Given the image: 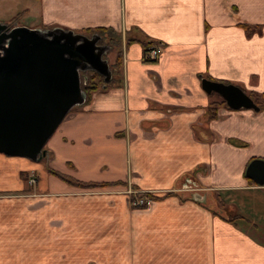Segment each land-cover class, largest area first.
I'll list each match as a JSON object with an SVG mask.
<instances>
[{
	"label": "crops",
	"instance_id": "0c3cea01",
	"mask_svg": "<svg viewBox=\"0 0 264 264\" xmlns=\"http://www.w3.org/2000/svg\"><path fill=\"white\" fill-rule=\"evenodd\" d=\"M27 5L16 16L22 21L9 26L112 28L123 46L122 73L74 106L45 145L47 168L105 186L48 174L43 190L28 192L21 172L43 165L0 153V264H264L263 177L246 175L251 163L264 173V107L231 109L201 84H234L253 101L264 93V0ZM244 26L260 28L248 33ZM146 41L161 46L153 61L143 59ZM128 190L150 202L131 207ZM78 202L97 207L96 215L105 204L104 219L90 223L104 226L100 250L51 246L70 225L66 204Z\"/></svg>",
	"mask_w": 264,
	"mask_h": 264
},
{
	"label": "water",
	"instance_id": "95a60500",
	"mask_svg": "<svg viewBox=\"0 0 264 264\" xmlns=\"http://www.w3.org/2000/svg\"><path fill=\"white\" fill-rule=\"evenodd\" d=\"M60 27L42 30L0 22V153L40 161L45 145L67 113L85 100L80 72L95 71L108 82V45ZM205 92L219 94L231 109L256 103L234 84L202 79ZM249 164L246 175H259ZM262 171V172H261ZM262 175V176H261ZM261 179V180H260Z\"/></svg>",
	"mask_w": 264,
	"mask_h": 264
},
{
	"label": "rangeland",
	"instance_id": "374dc122",
	"mask_svg": "<svg viewBox=\"0 0 264 264\" xmlns=\"http://www.w3.org/2000/svg\"><path fill=\"white\" fill-rule=\"evenodd\" d=\"M31 0H7V1H0L2 5V10H0V22L6 23V24H13L16 23V21H22L21 18H17L18 12H21L23 9L28 7V3ZM7 6V7H6ZM92 34V33H91ZM89 34L88 36H90ZM120 42V36L116 33H105L100 35V44H105L109 46V49L104 54V58L108 61L109 68L111 70V76L114 78L118 77L122 73L121 66L119 63L120 57H122L123 54V46ZM117 63V64H116ZM116 67V70L113 73L112 68ZM92 71H82L80 72V81H81V87L83 88V85L89 81L90 77L92 76ZM111 77V78H112ZM45 148V147H44ZM49 159V154L46 153L45 156L39 161L43 167H40L37 172L32 173H23L20 174V178L25 182L26 191L38 193L40 190L44 189V183L47 182L46 177L50 176L48 174H51L48 171V168L46 166L47 161ZM38 162V161H37ZM33 173L35 175H33ZM53 175V174H51ZM40 177L39 185L37 183V178ZM34 180V181H31ZM45 181V182H44ZM49 186L52 188V185L49 184ZM26 191L22 190L17 193L24 194ZM117 192V191H116ZM118 194L126 195L125 191H119ZM21 195V194H17ZM58 196H52L50 198L51 201H57ZM34 198L37 200V202H41V194L34 195ZM83 203L78 202L76 203H70L66 204V210H67V219H70V225L66 226L65 230L63 231L61 237H54L53 242H51V246L55 247V249H62V250H68V246L70 247L71 251L75 250V243H79L78 245L81 246V250L85 251H92L96 245H98V250L101 249V243H96L97 241L101 240L99 237L104 236V226H96L91 225V222L96 223L93 219L94 217L97 219H104L105 211L104 207L105 204H98L101 206L102 214L96 215V213H101V211H97V207H83L81 206ZM84 212V213H83ZM74 220L78 221L79 223L81 220L86 221L89 225L84 227L80 226H74ZM93 220V221H88ZM76 233H75V232ZM79 239V242L77 241ZM104 239V238H103ZM102 250H104V245H102ZM54 264H63L65 261H69V259H53ZM88 261V259L85 260V262Z\"/></svg>",
	"mask_w": 264,
	"mask_h": 264
},
{
	"label": "trees",
	"instance_id": "16d2710c",
	"mask_svg": "<svg viewBox=\"0 0 264 264\" xmlns=\"http://www.w3.org/2000/svg\"><path fill=\"white\" fill-rule=\"evenodd\" d=\"M247 30V32H254L257 31L260 26H244ZM116 33L112 28H108V27H96L93 29H85L82 31L83 34L89 35L91 33H96L99 36L101 34H105V33ZM117 34V33H116ZM152 42L151 41H146L143 43V47H144V53L149 49V47L151 46ZM144 59V58H143ZM144 61H149L147 59H144ZM117 64V63H116ZM114 64V67L112 68L113 73L116 70V67ZM92 76L90 77L89 81H87L84 85H83V91L85 92V97L86 99L90 98V95L93 91H96L98 89H107L108 87H111L112 85L115 84V80L114 78H111L108 82H105L103 80V76H101L99 73L92 71ZM253 99L255 101V103L259 106V107H264V93L262 94H254L252 95ZM221 103L226 104L225 100H222ZM213 104L212 107L209 108L210 111V117L213 118L216 116L215 114V103H211ZM48 171L57 176L58 178H60L61 180L65 181L68 184L71 185H77V186H81V187H85V188H90V187H103L106 184L105 183H97V182H82L79 180H75L71 177H68L64 174H61L53 169L48 168ZM23 174V172H21V175Z\"/></svg>",
	"mask_w": 264,
	"mask_h": 264
},
{
	"label": "built area",
	"instance_id": "2783aa9c",
	"mask_svg": "<svg viewBox=\"0 0 264 264\" xmlns=\"http://www.w3.org/2000/svg\"><path fill=\"white\" fill-rule=\"evenodd\" d=\"M161 50V46L159 44H151L149 49L144 53V59L149 61L155 60L158 53ZM32 181V180H31ZM129 196V204L133 208L143 207L150 202V197H146L144 195H138L135 190H128Z\"/></svg>",
	"mask_w": 264,
	"mask_h": 264
},
{
	"label": "flooded vegetation",
	"instance_id": "af4514ba",
	"mask_svg": "<svg viewBox=\"0 0 264 264\" xmlns=\"http://www.w3.org/2000/svg\"><path fill=\"white\" fill-rule=\"evenodd\" d=\"M12 27V26H11ZM103 45V44H102Z\"/></svg>",
	"mask_w": 264,
	"mask_h": 264
}]
</instances>
